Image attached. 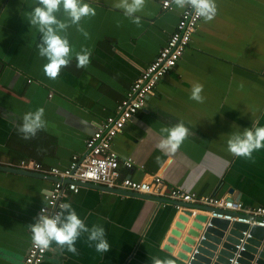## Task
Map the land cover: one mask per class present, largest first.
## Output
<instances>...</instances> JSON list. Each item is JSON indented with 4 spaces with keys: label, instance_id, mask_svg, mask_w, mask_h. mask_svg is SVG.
Wrapping results in <instances>:
<instances>
[{
    "label": "crops",
    "instance_id": "0c3cea01",
    "mask_svg": "<svg viewBox=\"0 0 264 264\" xmlns=\"http://www.w3.org/2000/svg\"><path fill=\"white\" fill-rule=\"evenodd\" d=\"M85 2L96 10L94 17L81 21L89 36L75 26L67 30L70 64L52 80L43 72L46 60L38 55L40 33L28 23L36 0H0V166L34 161L64 169L73 154L84 159L85 140L116 113L183 11L174 4L165 11L158 0H146L143 12L136 14L141 19L137 26L113 7L114 0ZM216 4L215 19L205 23L201 18L182 58L113 139L112 149L133 160L131 170L120 172L135 181L157 175L168 187L264 207V148L251 161L226 150L231 133L252 124L264 126V0ZM57 17L64 19L62 10ZM82 48L91 50L90 63L77 69L75 53ZM194 83L203 85L204 103L189 98ZM40 107L45 109L46 128L32 140L21 139L16 128L22 116ZM178 122L188 127L189 136L175 154L166 155L156 147L160 129ZM44 176L0 171V264H23L31 242L27 226L35 223L55 181ZM62 199L89 228L105 229L110 250L96 252L83 234L75 245L78 255L60 252L53 244L41 264H152L153 257L179 263L175 255L192 217L174 252L162 249L183 210L177 202L83 184L76 194L64 190Z\"/></svg>",
    "mask_w": 264,
    "mask_h": 264
},
{
    "label": "built area",
    "instance_id": "2783aa9c",
    "mask_svg": "<svg viewBox=\"0 0 264 264\" xmlns=\"http://www.w3.org/2000/svg\"><path fill=\"white\" fill-rule=\"evenodd\" d=\"M158 2L165 11L170 10L173 5L172 0H158ZM200 20L201 18L195 17L190 9L180 13L173 33L117 104L116 113L106 118L85 140L84 159L81 160L77 154L72 155L68 166L64 169L47 168L34 161H20L14 166L19 170L56 178L51 189L44 196V204L38 209L36 217L42 208L46 209L48 215L54 214L59 210V205L64 203L62 199L64 190L76 194L80 184L87 183L152 196L168 202H183L200 208H212L214 211L208 213L210 218L264 228V207H245L240 201L226 197L201 196L181 187H168L157 175L146 181H135L123 176L120 169L129 171L135 164L131 158H121L112 149L113 139L123 131L126 123L144 108L148 96L158 82L175 68L182 58ZM243 236L250 237L248 231L244 232ZM49 249H38L31 241L23 264H41Z\"/></svg>",
    "mask_w": 264,
    "mask_h": 264
},
{
    "label": "clouds",
    "instance_id": "9594fccd",
    "mask_svg": "<svg viewBox=\"0 0 264 264\" xmlns=\"http://www.w3.org/2000/svg\"><path fill=\"white\" fill-rule=\"evenodd\" d=\"M178 10L190 9L197 18L205 23L213 21L218 8L216 0H172ZM146 0H114L113 7L123 11L137 26L141 19L137 13L143 12ZM63 11L64 19H59L57 13ZM96 10L85 0H36L28 16V23L40 33V42L37 44L39 57L46 60L43 65L44 74L52 80L58 78L62 68L69 66L72 47L66 35L67 30L75 26L76 30L85 38L89 33L81 25L85 17H94ZM64 33V35H62ZM91 50L82 48L75 53L76 68L83 69L90 63ZM242 87V85H241ZM203 85L194 83L191 88L190 99L197 103H204L202 95ZM45 109L40 107L35 111H28L22 116V123L16 128L21 139L28 141L37 136V133L46 128L44 119ZM161 140L156 147L163 153L175 154L184 140L189 136V129L183 122L171 127L160 129ZM264 148V126L252 124L243 131L233 132L227 139V152L234 157L253 160V153ZM157 163L160 157L156 158ZM31 232V241L34 247L42 250L49 249L53 244L60 252L78 255L76 242L83 234H87L89 247H94L98 253H107L110 245L106 239L105 229L102 226L92 225L89 228L82 220L71 203H62L59 210L48 215L42 208L35 223L27 226ZM152 264H176L174 259L152 258Z\"/></svg>",
    "mask_w": 264,
    "mask_h": 264
},
{
    "label": "water",
    "instance_id": "95a60500",
    "mask_svg": "<svg viewBox=\"0 0 264 264\" xmlns=\"http://www.w3.org/2000/svg\"><path fill=\"white\" fill-rule=\"evenodd\" d=\"M136 166L141 168L140 165L136 164ZM0 171L46 178L39 173L5 166H0ZM155 199L175 204L163 199ZM235 201L239 200L235 199ZM177 206L183 210L177 215L162 249L170 254L174 252L178 239L185 230V224L192 217L175 255L178 264H264V228L210 218L208 213L214 211L212 208H200L189 203H178ZM195 209L201 213H193L192 210ZM246 231L250 235L249 238L243 236Z\"/></svg>",
    "mask_w": 264,
    "mask_h": 264
}]
</instances>
